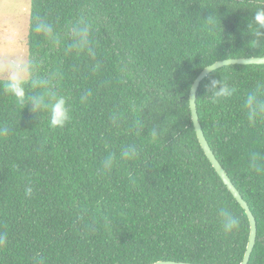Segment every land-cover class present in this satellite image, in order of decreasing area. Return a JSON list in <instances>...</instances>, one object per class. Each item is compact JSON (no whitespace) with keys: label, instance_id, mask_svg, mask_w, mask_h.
<instances>
[{"label":"trees","instance_id":"obj_1","mask_svg":"<svg viewBox=\"0 0 264 264\" xmlns=\"http://www.w3.org/2000/svg\"><path fill=\"white\" fill-rule=\"evenodd\" d=\"M261 8L30 0L23 102L0 79V264H240L248 219L199 146L188 96L205 67L264 57ZM59 98L70 118L52 127ZM196 110L256 222L247 264H264V65L211 72Z\"/></svg>","mask_w":264,"mask_h":264},{"label":"rangeland","instance_id":"obj_2","mask_svg":"<svg viewBox=\"0 0 264 264\" xmlns=\"http://www.w3.org/2000/svg\"><path fill=\"white\" fill-rule=\"evenodd\" d=\"M30 0H0V79L28 78L26 39Z\"/></svg>","mask_w":264,"mask_h":264},{"label":"water","instance_id":"obj_3","mask_svg":"<svg viewBox=\"0 0 264 264\" xmlns=\"http://www.w3.org/2000/svg\"><path fill=\"white\" fill-rule=\"evenodd\" d=\"M231 65H264V57L227 59V60L215 62L212 65L205 67L200 72V74L195 78V80L193 81L190 87L189 96H188V106H189V111H190L191 123H192L193 129H194V132H195V135H196V138H197V141L199 143L201 150L203 151L205 157L207 158L208 162L210 163V165L216 172L221 182L224 184L228 192L232 195L234 200L244 210L247 216L248 223H249V233H248V239H247L245 252H244L242 261L240 262V264H247L250 259V255L252 253V250H253V247L256 241V222L246 202L242 199L239 192L236 190V188L230 181L229 177L227 176V174L225 173V171L223 170L219 162L216 160L214 154L212 153L204 137V134L202 132L201 125L199 123V118L197 115V110H196V93H197V89L201 81L211 72L219 68H222L225 66H231ZM153 264H190V263L159 261Z\"/></svg>","mask_w":264,"mask_h":264},{"label":"clouds","instance_id":"obj_4","mask_svg":"<svg viewBox=\"0 0 264 264\" xmlns=\"http://www.w3.org/2000/svg\"><path fill=\"white\" fill-rule=\"evenodd\" d=\"M254 23L257 25V31L264 29V8L259 9L254 15ZM262 34V33H261ZM215 83V82H213ZM4 89L6 92H10L17 98L18 101L23 102L25 98V92L23 88L22 76L18 73L12 74L9 77L8 82L5 84ZM226 88H221L216 95H224ZM40 107L39 101H33V109L37 110ZM49 124L52 127H62L69 120V112L66 108L65 100L63 98L55 99V102L50 105L49 108ZM254 119V117H253ZM155 135V133H154ZM27 194L31 193V188H28ZM238 224V220L231 214H225L222 218V226L224 231H231Z\"/></svg>","mask_w":264,"mask_h":264}]
</instances>
